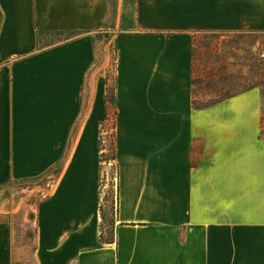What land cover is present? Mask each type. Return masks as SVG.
<instances>
[{
  "label": "crops",
  "instance_id": "crops-1",
  "mask_svg": "<svg viewBox=\"0 0 264 264\" xmlns=\"http://www.w3.org/2000/svg\"><path fill=\"white\" fill-rule=\"evenodd\" d=\"M250 31L264 33V0H0V187L55 171L25 216L32 234L16 238L0 210V264H264L261 92L198 106L192 82L198 34ZM109 120L111 243L99 239Z\"/></svg>",
  "mask_w": 264,
  "mask_h": 264
},
{
  "label": "rangeland",
  "instance_id": "rangeland-1",
  "mask_svg": "<svg viewBox=\"0 0 264 264\" xmlns=\"http://www.w3.org/2000/svg\"><path fill=\"white\" fill-rule=\"evenodd\" d=\"M67 35L69 34H63L61 38L57 36L55 39L49 37L50 39L42 42L41 46L61 40ZM109 38L107 67L112 74L115 46L113 36ZM194 55L196 78L194 91L200 96L201 102L207 104L218 96L225 94L232 96L253 88L260 90L262 101L264 100V33L250 31L198 34ZM220 65H224L221 73L218 71L223 79L205 82L214 72L212 68L215 69ZM197 77L204 79V82L198 83ZM110 114L112 118V112ZM261 118L264 121V108ZM111 130L109 120L105 131L101 134L102 149H100V154L103 156L100 160V198L105 216L104 238L113 235L117 196V169L114 162L108 160ZM262 131L264 132V127ZM54 178L55 171H51L35 179L10 181L0 187V210L10 211L7 217L2 218L10 217L14 222L16 238L25 232L29 234L34 232L33 224L28 223L25 216L29 212L31 217L34 215L36 203L47 194Z\"/></svg>",
  "mask_w": 264,
  "mask_h": 264
},
{
  "label": "trees",
  "instance_id": "trees-1",
  "mask_svg": "<svg viewBox=\"0 0 264 264\" xmlns=\"http://www.w3.org/2000/svg\"><path fill=\"white\" fill-rule=\"evenodd\" d=\"M195 43L197 42V36L195 37ZM194 51H195V47H194ZM194 51H193V59H195V55H194ZM224 64V63H223ZM224 65H220L219 67H216L215 69L212 68V70L214 71L213 73L210 74V76L208 77V79L205 80V82H215L216 80H221L223 79L222 76L220 75L221 71H222V67ZM194 67H195V60H194ZM218 71H220V73L218 74ZM218 74V75H217ZM217 78V79H216ZM204 79H202L201 77H197V82L198 83H201V82H204L203 81ZM192 82L195 86V83H196V78L195 76L193 77L192 79ZM197 95V94H196ZM230 97V95L228 94H225L223 96H218L216 97V99H214L213 101L207 103V104H210V103H214V102H217V101H221L225 98H228ZM106 102L108 103V109L109 111H112L113 107H114V94H113V88L112 87H108V93L106 95ZM194 102L198 105V106H203L205 103L201 102L200 100H194ZM109 118V117H108ZM106 123L107 121H105L102 126H101V134L105 131L106 129ZM111 144H110V147H109V152H110V155L108 156V160H111L114 162L115 166H116V169H117V163H116V146H115V135H114V122L111 123ZM100 134V139H99V147L100 149H102V146H101V139H102V136ZM102 154H100V160L102 159ZM100 215H101V224H100V235H99V239L101 242H107V243H111L113 242L114 240V237L112 235V237H106L104 238V223H105V216H104V213H103V208H102V205L100 206Z\"/></svg>",
  "mask_w": 264,
  "mask_h": 264
}]
</instances>
